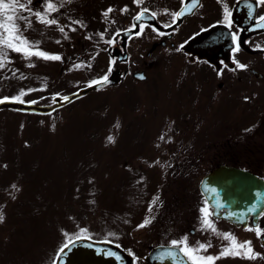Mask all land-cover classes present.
Instances as JSON below:
<instances>
[{
  "label": "rangeland",
  "instance_id": "374dc122",
  "mask_svg": "<svg viewBox=\"0 0 264 264\" xmlns=\"http://www.w3.org/2000/svg\"><path fill=\"white\" fill-rule=\"evenodd\" d=\"M96 1L88 0L92 6L85 13L86 29L69 33L71 39L60 44L55 41L62 34L55 25L47 31L43 25L29 30L30 38L41 39L42 48L62 53L64 60H40L28 67L13 53L18 58L0 69V96L33 88L25 100L47 106L53 103L52 93L70 96L86 86L85 81L107 73V41L118 29L109 15L125 14L113 9L109 20L104 16L109 6H103L104 27L98 29L90 18L99 6ZM100 32L105 33L103 38ZM74 46L77 58L91 67L69 70ZM131 52L137 56L146 49L132 46ZM16 68L26 74L25 79L19 72L13 75ZM142 69L148 81L127 77L120 85L92 92L51 114L0 110V211L5 214L0 222V264H50L52 254L56 257L66 243L65 232L69 237L121 243L136 253V264H144L152 246L173 239L169 237L175 219L183 215L181 203H176L179 198L192 205L197 202L199 182L216 155L264 156V126L255 114H248L258 106L264 116L262 85H255L258 98L248 103L236 79L220 89L217 84L225 79H217L213 68L169 50L152 55ZM108 135L115 142H109ZM157 158L159 162L152 164ZM189 158L204 163L199 173L193 177L183 173L189 163L170 173L172 160ZM157 194L162 204L158 201L149 212L148 204ZM146 217L154 219L138 228ZM110 232L118 235L109 236ZM190 242L195 243L196 237ZM221 242L215 236V243ZM215 264H225L224 258Z\"/></svg>",
  "mask_w": 264,
  "mask_h": 264
},
{
  "label": "snow or ice",
  "instance_id": "6c2138e0",
  "mask_svg": "<svg viewBox=\"0 0 264 264\" xmlns=\"http://www.w3.org/2000/svg\"><path fill=\"white\" fill-rule=\"evenodd\" d=\"M137 5H142L144 0H134ZM71 0H0V69L5 68L11 62L18 57L14 54H19V58H22L27 62L28 67H35L37 62L40 60L43 61H63L64 56L60 52L49 51L45 48H42L40 45L42 43L41 39H32L30 38L29 30H37V25H43L44 31H47L50 26L55 25L58 28V31L62 34L56 38V43L60 44L62 40L71 39L69 36V30L72 32L77 31L75 26L80 28H86V23L81 19H74L72 16H68V19L71 23L63 25L60 23L57 15L61 12V9L65 7L66 4H70ZM222 11L220 19L216 20L217 25L224 26L227 29V32H221L217 39H224L226 36L230 37L233 46L231 48L232 60L235 63L238 69H246L247 64L241 62L235 55L241 49V38L240 32L244 29L238 28L234 19V12L232 7L226 2V0H221ZM197 6H199V0H190L189 3L184 5L183 10L173 11L171 13L173 18V23L184 16L185 12L193 11ZM247 6V15L250 18H253L255 23L252 27L264 28V12L257 13L255 8L264 7V0H246ZM128 6L125 5L121 11H127ZM113 10L112 6H109L104 11L105 18L108 17V14ZM150 11L147 7H141L139 12L135 16L136 21H141L144 19L146 13ZM165 13L169 12L168 8H164ZM66 14V13H65ZM151 16L155 18L157 16L156 11H151ZM111 22V21H110ZM146 25L139 24V31L135 32V35L139 36L142 34L143 29ZM132 28H136L137 25L133 24ZM155 31L160 32V29L157 28L154 24L150 25ZM165 27H170V25H165ZM120 31H129V29H117V34ZM203 31V29L201 30ZM163 34V33H161ZM105 33L100 32L99 36L104 37ZM91 39V36L88 37ZM109 44L115 43V39H110L107 41ZM184 43H187L185 41ZM183 43L180 45V48L183 49ZM260 47L259 45H256ZM36 58V59H33ZM223 63V61H221ZM115 64V60L110 61L109 72L111 71L112 66ZM91 67L86 61H78L76 64L71 65L69 70L80 68V67ZM228 65L225 64V67ZM235 70V69H233ZM16 72H19V78L25 79L26 74L20 72L19 68H16L13 75ZM218 75H223L221 69L217 70ZM142 77V74H139ZM109 75L107 73L99 75L91 80L85 81L86 86H97L103 87L109 83ZM79 83V81H77ZM44 89L47 88V84H42ZM34 91L33 88H20L15 95H3L0 96V103L5 102H19L27 104H36V100L28 99L25 100V96ZM53 98L62 97L64 101L70 99L69 95H62L60 92L52 93ZM251 99L248 96L244 97V100ZM59 103V101H56ZM55 127V125H53ZM254 127V126H253ZM245 131H250V129H245ZM160 140L164 139V136L161 135ZM168 140H172L171 136L167 137ZM107 140L109 142H115V137L113 135H108ZM159 162V158L156 161H152V164ZM170 166V165H169ZM130 167V166H129ZM145 177L141 176L140 180H144ZM13 188H17V185H12ZM207 191L214 194V207L209 204L208 199H204L203 203L199 207V217H198V228L200 232L207 233L209 238L207 240H197L195 243H191L189 240L190 233H183L182 235L173 238L170 240V246H163L162 251L158 253V259L161 261L170 260L172 264H215L216 260L220 257L233 256V257H243L251 260H255L257 257H264V253L255 250L253 247V242L251 239L244 241L238 240L237 236L232 231H222L217 227L216 220L223 217L228 219H233L238 223H244V227L248 231H253L256 237L264 241V226L256 222V217H249L248 213L256 214L259 209L258 216L264 217V208L261 207V202H264V192L257 191L255 193L256 203L250 204L246 211L238 213L231 210L227 206V201L221 197L220 190L216 187L210 186L207 188ZM159 195L154 196L150 203L148 204V211L152 212L154 206H158ZM162 204V201H159ZM5 219V214L3 211H0V222H3ZM151 219L154 217H146L136 226L138 228L144 227L145 225L150 224ZM249 219L252 220L251 223H247ZM81 232H86L87 229L81 228ZM197 228L192 229V233H195ZM109 236H117L118 233L110 232ZM219 236L224 240H227L228 243H222L220 245L221 250L217 253L208 252V249L213 246L211 237ZM66 243H64L57 251L58 256H63L65 250L74 242V240L79 239V237L71 236L65 232ZM107 239V237H106ZM111 242V241H109ZM133 257H136V253L132 249L127 250ZM109 255L115 257L116 259H122L119 253L114 251H109ZM138 259V257H137ZM55 264V262H54Z\"/></svg>",
  "mask_w": 264,
  "mask_h": 264
},
{
  "label": "flooded vegetation",
  "instance_id": "af4514ba",
  "mask_svg": "<svg viewBox=\"0 0 264 264\" xmlns=\"http://www.w3.org/2000/svg\"><path fill=\"white\" fill-rule=\"evenodd\" d=\"M96 1V0H95ZM100 3L96 8L94 4L95 10V19H96V27H104L102 20L100 18L101 13H103V6H112L113 11L117 12V9H123L125 5L128 6L127 11H124L125 16L122 18H114V16L109 15L111 17V21L116 22L115 25L118 29H134L131 26L135 23V16L137 12H139L141 7H147L150 9L148 13L145 14L144 20L141 22L146 25L143 29L141 35L137 36L132 34L127 39V52H128V60L127 61H119L123 58H118L121 54L122 50V36L113 35L112 39H115V43L109 44V51L115 53L111 54L112 60H115V64L111 69H118L122 74L126 73L125 78H127L130 74H132L139 69L140 67L147 64L148 59L155 55L160 50H169L176 51L177 53L183 55L184 57L192 58V55L186 53L183 49L180 48V45L183 43L185 46L190 39L194 36L207 31L213 26H217L215 23L216 20L220 19L222 4L221 0H199V6H197L191 12H185V15L178 18L175 23H173V18L171 13L173 11H181L184 8L186 3H189L190 0H144L142 5H137L134 0H98ZM226 2L232 7L234 15L237 14V20H235L238 28L244 29L240 32V38L245 33V42L250 50L245 49L241 46L240 51L235 53L236 57L243 63L247 64L248 67L246 69H238L235 63L232 60L233 53L231 52V59L229 62L224 60L219 61L220 69L223 71V75H218L216 72L215 77L218 79L219 77H223L225 81H221L217 84V87L222 89L226 85H230V82L233 79H236L241 86H238L241 94H244L242 97L248 96L250 98H258V94L256 91V87L262 85L264 87V32H257L256 28H253L252 25L255 23L253 18L248 17L247 15V6L246 0H226ZM92 4L88 2V0H71L70 4H66L61 12L57 15L58 19L61 22H65L66 25L71 23L68 19V16H72L74 19H81L84 22L86 21L85 13L88 8H91ZM164 8H168L169 12L165 13L163 11ZM112 11V12H113ZM151 11H156L157 16L153 18L151 16ZM257 13L264 12V7L255 8ZM66 13V14H65ZM86 23V22H85ZM140 23V24H141ZM155 25L160 29V32L155 31L150 25ZM170 25V27H165V25ZM222 26V25H219ZM77 31L72 32L69 30V33H79L80 27L75 26ZM86 28H84L85 30ZM203 29V31H201ZM122 32V31H120ZM163 33V34H161ZM110 40V39H109ZM98 43H105L106 41H102L96 39ZM187 41V43H184ZM259 45L260 47H257ZM132 46H137V48L146 49L145 54H139L137 56L133 55L130 50ZM183 46V47H184ZM69 47L68 49H70ZM78 47L74 46L73 51L69 52V56L74 63L77 62ZM197 59V58H196ZM139 61L136 69H131V65L133 63H137ZM206 61V60H205ZM223 61V63H221ZM225 64L228 65L225 67ZM235 69V70H233ZM142 71V70H141ZM236 71V72H235ZM257 72V73H256ZM187 74V73H186ZM181 77V76H180ZM179 77V78H180ZM124 78V79H125ZM178 78V79H179ZM179 80H177L178 82ZM257 85V86H255ZM246 102H251V100H244ZM250 106V105H249ZM258 106L251 108L248 114H255V118L259 120L260 126L262 124L264 126V116L260 115ZM263 114V113H262ZM257 115L259 117L257 118ZM253 128H251L252 130ZM250 135V134H249ZM250 135V139L254 142L256 137ZM244 139H249L244 136ZM220 166H229L241 169L245 172H248L255 177L264 180V156L260 155H252V154H218L215 156V159H212L209 166V172L217 169ZM259 186L257 187V189ZM260 192H264V187L260 189ZM201 202H197L195 204L189 203V208H191V213L193 216L182 215L180 218L175 219L176 227L174 229V234L169 238H176L183 233H190L189 240L193 237H196L197 240H204L205 238H209L207 233H201L198 228V217L199 207L201 206ZM264 208V207H263ZM255 216L256 222L260 223L264 226V217H259L258 214H250L249 217ZM247 223H251L252 220L249 219L246 221ZM217 227L222 231H232L240 241H244L247 239H251L253 242V247L255 250L264 253V241L260 238L256 237L253 231H248L244 227V223L241 226L225 219L219 218L216 220ZM167 227V226H166ZM197 228L195 233H192V229ZM213 246L208 249V252L216 253L220 248L222 243H228L227 240L222 239L220 244L215 243V235L211 237ZM165 244L170 245V240L164 242ZM224 258L225 264H264V257H257L255 260L243 258V257H233L226 256L220 257ZM219 258V259H220ZM49 259V258H48ZM50 264H53V254L51 256ZM218 260V259H217Z\"/></svg>",
  "mask_w": 264,
  "mask_h": 264
},
{
  "label": "water",
  "instance_id": "95a60500",
  "mask_svg": "<svg viewBox=\"0 0 264 264\" xmlns=\"http://www.w3.org/2000/svg\"><path fill=\"white\" fill-rule=\"evenodd\" d=\"M227 31L228 30L225 28L216 27L210 32L203 33L196 37L190 42L186 49L192 50L193 52L197 51L200 57H205L215 64H217V60L220 57L229 59L230 51L233 46L231 38L226 36L224 39H217V36H219L221 32ZM132 32H126L125 35H129ZM241 43L244 45L243 40ZM137 75H139V73L136 74V76ZM143 78V74L142 77L141 75L138 77V79ZM109 81L110 82L103 87L118 82V74L113 72L109 77ZM103 87L87 86L72 95L68 101H62L61 98L57 97L55 101H59V103L52 107L42 108V110H54L61 105L69 103L75 98ZM0 108H13L17 110L40 109V107L22 105L14 102L0 103ZM254 181L258 182L256 179L252 180L249 178L248 174L239 169L223 166L209 173L202 180L200 189L205 198L208 199L209 204L214 207V194L207 191V188L210 186L216 187L220 190L221 197L227 201V206L230 207L231 210L241 213L242 210L246 211L250 203H253L252 188L254 189L255 187ZM162 247L163 246H157L151 250L146 257L149 264H172L170 260L161 261L158 259V253L162 251ZM109 251L119 253L122 259L118 260L109 255ZM55 264H133V258L116 244L107 241H94L88 238H79L74 240L65 250L63 256L57 257Z\"/></svg>",
  "mask_w": 264,
  "mask_h": 264
}]
</instances>
